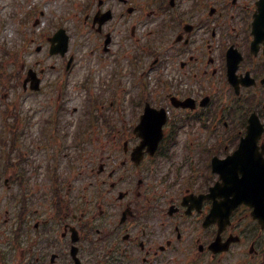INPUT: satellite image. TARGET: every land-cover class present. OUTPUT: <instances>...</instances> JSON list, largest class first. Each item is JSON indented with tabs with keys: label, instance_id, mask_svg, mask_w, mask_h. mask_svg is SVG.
Instances as JSON below:
<instances>
[{
	"label": "flooded vegetation",
	"instance_id": "flooded-vegetation-1",
	"mask_svg": "<svg viewBox=\"0 0 264 264\" xmlns=\"http://www.w3.org/2000/svg\"><path fill=\"white\" fill-rule=\"evenodd\" d=\"M120 1L121 19L109 49L123 62L129 80L137 81L134 90L149 92L155 107L168 105L172 96L197 101L194 109L168 108L165 139L185 138V122L228 124L221 110L212 111L223 91L234 87L229 60L237 64L234 82L259 106L264 122V0ZM251 76L257 83L246 88L242 84ZM205 96L211 102L202 107ZM223 99L224 108L232 111L233 98ZM114 113L123 127L105 133L93 181L72 192L67 157V168H58L37 186L53 190L48 207H36L30 215L29 199L20 192L17 229L6 238L10 251L5 258L16 254L15 264H264V220L253 215L252 207L239 204L223 227L208 221L215 203L224 200L218 191L209 196L220 180L212 159L232 153L242 131L233 136L231 148L208 150L197 168L185 157L178 164V180L176 173L167 174L169 165L159 155L162 144L155 155L145 152L140 163L133 159L140 139L131 126L141 112L130 101H120ZM65 127H53L40 146L53 147L56 139L70 137ZM186 164L192 169L184 176ZM3 257L0 264H9Z\"/></svg>",
	"mask_w": 264,
	"mask_h": 264
},
{
	"label": "rangeland",
	"instance_id": "rangeland-1",
	"mask_svg": "<svg viewBox=\"0 0 264 264\" xmlns=\"http://www.w3.org/2000/svg\"><path fill=\"white\" fill-rule=\"evenodd\" d=\"M80 0H0V65L2 68L11 72L14 66L21 71L29 66H34L36 60L45 57L47 60L43 61L45 64H53L55 61L49 59L46 55V50L36 52L38 40H42L44 45L47 37L52 31L56 20L61 19L63 16L67 18L64 24L68 27L71 35L72 52L76 53V63L72 72L68 75L67 82L69 84L68 92L65 97L67 107L64 111L60 110L59 117L64 119L65 124H69L67 129L73 131L80 122L81 107L87 106V97L83 89L78 87V84L84 81L85 77L93 71L96 75V83H98L99 90L107 83V79L113 67V63L99 64L89 47L88 42H84V37L79 33V15L76 14V8L71 5V2L78 3ZM36 11L25 21L26 16L33 11ZM70 14V15H69ZM37 15V17H35ZM35 17V18H34ZM29 39L26 44L24 40ZM18 51V53L16 51ZM15 52L17 56L8 53ZM7 52V53H6ZM18 59V60H16ZM31 59V61H30ZM16 64V65H15ZM40 69V68H39ZM57 72L46 67L45 78H52ZM93 73V74H94ZM25 74V73H24ZM99 82H97V78ZM24 78V75L22 79ZM50 91V88L45 89ZM112 97L111 92H106ZM129 99H132V91L128 93ZM126 95L125 101L128 98ZM41 96L44 94H34V92H24L22 88L13 89L11 91H4L0 88V130L2 127V111L7 109V104L13 102V105L19 110L20 116L31 117L32 122L34 118H44L50 108L53 112L54 105H51L53 99L51 95L46 93V106L40 113L39 108L44 100ZM50 98V99H49ZM115 98L120 100L119 90L115 93ZM124 101V102H125ZM110 99L108 100V104ZM101 103V102H100ZM115 108H112L114 110ZM114 120L116 117L113 116ZM35 123L38 120L35 119ZM184 142V140H182ZM1 151V149H0ZM3 189L0 186V198Z\"/></svg>",
	"mask_w": 264,
	"mask_h": 264
},
{
	"label": "water",
	"instance_id": "water-1",
	"mask_svg": "<svg viewBox=\"0 0 264 264\" xmlns=\"http://www.w3.org/2000/svg\"><path fill=\"white\" fill-rule=\"evenodd\" d=\"M63 43V47H66V41L62 42ZM63 48V49H64ZM253 122V126H255V128H258V133L260 134V130L261 127L258 124L256 119L252 120ZM250 135L249 137L243 141V143L241 144V152H238L236 155L238 158H240L239 163L243 166H248L245 169H243V172L245 174V179L249 180L251 177L250 175L254 176L256 174H258L259 176H262L263 174V185L260 184L258 187V191H262V189L264 188V167L260 166L261 165V160L256 159L255 153H254V149H255V142L256 139L258 137V133H256V131L252 128V125L250 126V131H249ZM252 159L256 160L255 165H252ZM252 165V166H249ZM225 169L224 167V161L221 162L220 166L216 168L217 171L224 173L225 171H223ZM248 187H252L251 184L248 185Z\"/></svg>",
	"mask_w": 264,
	"mask_h": 264
}]
</instances>
